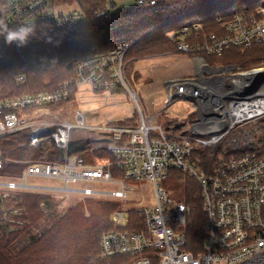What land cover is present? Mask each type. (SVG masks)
<instances>
[{
  "label": "built area",
  "instance_id": "1",
  "mask_svg": "<svg viewBox=\"0 0 264 264\" xmlns=\"http://www.w3.org/2000/svg\"><path fill=\"white\" fill-rule=\"evenodd\" d=\"M160 1L163 0H137L136 3L153 5ZM52 2L9 0L11 10L6 20L21 28H36L43 34L45 31L53 33L67 26L78 25L86 19L78 8L57 11L52 7ZM114 7V0H109L106 9L98 15ZM217 21L221 34L209 33L202 25L195 24L193 27L183 25L169 30L166 35L182 53L205 52L221 56L231 48L245 51L255 44H264V5L244 8L229 19L219 17ZM43 38L48 40L47 35ZM131 45L119 43L107 55L75 61L78 78L59 90L0 101V170L8 161L23 162L28 163L24 175L20 177L24 180L34 176L56 179L65 184L73 181L118 183L120 189L111 192L90 188L81 190L86 195L116 200L128 199L127 192L132 190L128 184L130 182L153 183L155 207L133 209L140 214L145 229H127L130 210H115L111 215L113 229L106 231L101 238L102 258L130 256V264H264V138L255 136L264 133V126L256 134L246 130L243 135H236L227 141L232 148L241 152L238 155L223 156L220 153L227 150L224 146L215 164L213 161L205 166L197 154L223 146V142L238 126L264 115V108L250 115L246 110V106L264 103V73L247 79L243 76L248 71H240L232 66H213L211 70L228 72V75L178 78L167 83L170 91L167 102L174 97L186 98L198 105L201 116V119L187 120L177 128L180 134L170 133L154 118H146L143 112L132 126L111 125L104 121L89 124L81 112H77L73 120L42 117L43 109L48 105L70 98L73 85L78 89L90 85L95 91L105 90L108 93L117 86L124 87L136 101L137 94L129 86L124 62L125 53ZM235 77L239 79L238 82ZM222 122H226L223 130L212 131ZM79 130L95 136L94 140H90L94 148H104L101 142L106 140L105 148L113 160L99 156L97 163H89L85 157L74 153L72 143L74 134ZM11 135H27L30 146H54L61 152L62 158L60 161L33 160L32 156L11 158L6 155L2 143ZM114 166L121 171V177L113 176ZM171 171L194 179L201 188L206 222L202 248L198 253L187 249L184 230L192 207L185 200L170 197L164 186ZM0 187L12 190L47 188L28 185L26 181L23 184L0 182ZM146 188L143 186L142 189ZM7 194L2 192L0 198H5Z\"/></svg>",
  "mask_w": 264,
  "mask_h": 264
},
{
  "label": "trees",
  "instance_id": "2",
  "mask_svg": "<svg viewBox=\"0 0 264 264\" xmlns=\"http://www.w3.org/2000/svg\"><path fill=\"white\" fill-rule=\"evenodd\" d=\"M220 1L163 0L153 5L136 4L117 10L112 8L99 16L98 13L106 9L109 0H53L52 7L61 4L78 8L86 15V19L78 25L40 34L36 28L25 29L8 23L6 17L11 10L9 0H0V101L59 90L78 78L75 61L81 62L99 55H107L119 43H132L124 56L126 76L130 82L128 67L132 61L147 56L179 52L177 44L166 34L169 30L185 25L186 16L198 14V21L204 30L221 34L218 18L229 19L234 13L245 8ZM244 5L256 8L264 5V0H245ZM21 32L24 33L23 39H8L10 34ZM44 35L48 36L47 41L44 40ZM190 56L205 59L209 66H239L241 70L246 71L257 64H264V44H255L245 51L231 48L221 56L208 55L205 52H195ZM78 91L73 85L69 99L47 107L58 110L67 104H74ZM126 92L124 87L117 86L109 93ZM125 120L130 122L133 118ZM126 121H114L112 124L127 125ZM27 142V135H11L2 140L6 155L11 158L23 159L32 156L33 160L39 161H60L62 158L61 152L54 146L43 148L30 146ZM220 147L222 146L213 151L204 150L197 153L205 166L213 161L215 164L218 154L222 151ZM72 151L83 157L90 152H98L93 150L89 142L78 141L72 143ZM27 166L28 163L8 161L0 170V176L20 178ZM113 170H117L113 172L114 177H121V171L116 166ZM171 174L176 179H184L183 174L178 171H171L169 175ZM193 180H183L184 197L193 209L184 230L187 249L198 253L205 236L206 218L202 211L201 188ZM92 199L79 201L45 232L35 236L30 233L47 216L42 204L51 203V197L36 191H11L5 199L4 209L0 208V264H130V256H100L102 235L113 229L111 214L122 209L121 203ZM2 200L0 198V203ZM87 205L91 207L89 214L85 212ZM15 209H21V212L14 214ZM13 219L15 226L19 225V221L24 223L16 230L9 231L7 228ZM127 229H145L140 214L133 209L129 212ZM26 234L30 235V242L17 250L18 243Z\"/></svg>",
  "mask_w": 264,
  "mask_h": 264
},
{
  "label": "rangeland",
  "instance_id": "3",
  "mask_svg": "<svg viewBox=\"0 0 264 264\" xmlns=\"http://www.w3.org/2000/svg\"><path fill=\"white\" fill-rule=\"evenodd\" d=\"M137 0H114L115 7L112 9H122V8H129L131 6L136 5ZM227 4H235L239 7L244 6L248 8L249 6H245V0H221ZM220 1V2H221ZM251 6V4H250ZM71 7H66L65 5L57 4L55 9L58 10H66ZM244 9V8H243ZM198 14L192 13L190 16L185 17L186 24L190 27H193L195 24H200L198 21ZM225 18V17H224ZM175 29V28H174ZM178 29V28H177ZM191 53H167V54H179L178 56H170V58H165V63H157L152 62L149 66V59L147 57L141 58L132 61L129 64L128 70L130 71V79L131 83L129 84L130 88L133 90L134 93L137 94L136 101L132 98V95L127 91L126 93H119V94H110L108 92H98L93 89L90 85L81 86L78 91L76 101L74 104H67L64 107L53 110L50 107L43 109L44 115L42 117H47L51 120H73L74 115L77 112H81L86 119L87 123L95 124L100 122H108L111 125H119L121 124H112L114 121H126L127 118H133V120L126 121L125 124L131 125L136 124L138 122V118L140 113L143 112L145 117H152L154 121L160 124L164 129L170 130L169 132L172 134H180V130H175L179 128L182 124L186 123L187 120L194 121L193 119H201L200 113L198 112V105L187 100L186 98L177 99L174 97L171 102H167L170 97V91L168 89L167 84H164L166 79L170 78L169 74L172 73V76L179 75L183 71L188 69L189 73H194V76L183 77L179 79H186V78H201L202 76L209 77L215 74L218 76L226 77L228 75L221 70H211L210 68H199V61L207 66V63L201 57H191ZM166 54H159L153 56H160V57H169L165 56ZM185 58H193L192 66H185L177 64V60H181ZM187 56V57H186ZM197 57V58H196ZM168 63V64H167ZM215 66H222V65H215ZM209 67V66H208ZM237 67L240 71L239 66H232ZM264 64H257L253 68L246 70L250 71L255 68H263ZM264 70V69H263ZM243 71V70H242ZM169 72V73H168ZM187 72V73H188ZM233 72V71H232ZM168 73V74H167ZM235 73V72H234ZM127 75V74H126ZM255 75V74H254ZM181 77V76H179ZM244 78L249 79V74H245ZM128 78V77H127ZM236 81L239 80L235 77ZM261 79V77L259 78ZM258 79V80H259ZM173 80V79H172ZM170 80V81H172ZM225 80V79H224ZM169 81V82H170ZM168 82V83H169ZM157 83V84H156ZM262 83L264 84V78H262ZM156 85V86H155ZM260 82L257 83L259 87ZM247 97V96H244ZM63 116H62V115ZM264 116V115H263ZM261 116L259 119L250 120L246 124L238 126L237 129L231 132L229 137L223 142V146L220 148L227 147L226 152L222 151V154L225 157H231L234 155H238L241 152L238 151L236 148H232L230 144L227 142L229 139H233L236 135H243L244 131L251 130L257 133L258 129L264 126V117ZM122 123V122H121ZM264 134V133H263ZM263 134H256V138H264ZM95 136L84 132L83 130H79L74 134V141L78 142H86L88 141L89 144L93 146V149L98 150V152H90L86 155L85 159L89 163H97L98 157L101 156L102 158L112 161L113 157L111 154L107 152V143L106 140L101 142L104 146L94 148V145L90 142V140H94ZM218 147V146H217ZM117 170H113L115 172ZM184 176L183 180L191 179L192 178ZM118 177V176H117ZM182 179L177 177V179L171 174L169 175V179L165 182L164 186L166 190L169 192L170 197L173 199L182 201L186 200L184 197L185 187ZM14 181L16 184H23L25 181L28 185H40V186H49V187H56L52 189L42 190L41 192L51 197V203H44V209L46 211L47 216L39 223L37 227L30 233L32 235H40L45 230H47L53 222L57 221L65 212L78 203L79 201H87L93 200L92 198L96 199H105L110 201H119L121 203V208L124 210H145L151 209L156 205L155 199V191L153 183L149 181H142L138 183H128L132 190L127 192L128 199H111L110 197H103L99 195H86L81 190L86 188L93 189L94 191L100 192H111L120 189V184L114 182H102V181H73L65 182L51 179V178H43V177H34L29 176L26 180L23 178H10L5 176H0V182H8ZM195 181V180H193ZM179 184V185H178ZM181 184V185H180ZM143 186L147 188L143 190ZM67 187L68 189H65ZM59 188H63L60 190ZM15 191L17 189H14ZM26 190V189H24ZM0 194L8 193L5 198L2 200V204L0 203V208L4 209L5 207V199L10 195L12 189L0 187ZM29 191H36V190H29ZM40 192V191H36ZM40 192V193H41ZM46 192V193H45ZM91 211L90 206H85V212L89 214ZM21 212V209H15L14 214H18ZM112 215V214H111ZM19 225L17 226L14 224V219L11 220V224L8 226L7 230H16L19 226H22L24 223L23 221L18 222ZM30 242V235L26 234L21 241L17 245V250Z\"/></svg>",
  "mask_w": 264,
  "mask_h": 264
},
{
  "label": "crops",
  "instance_id": "4",
  "mask_svg": "<svg viewBox=\"0 0 264 264\" xmlns=\"http://www.w3.org/2000/svg\"><path fill=\"white\" fill-rule=\"evenodd\" d=\"M179 55V54H178ZM177 54H166L165 56H169V57H160V56H150V57H148V59H149V63H148V66L152 63V62H157L158 64L159 63H165V61H166V59L165 58H170V56H172V57H174V56H178ZM183 57V56H182ZM187 57V56H186ZM184 59H181V60H177V64H179V65H185V66H192V61H193V58H185V57H183ZM197 58V57H196ZM141 60V59H140ZM199 63V62H198ZM168 64V63H167ZM199 65V68H200V64H198ZM188 72V69L187 70H185V71H183L181 74H179V75H174V76H172V73H170L169 75V77L170 78H168V79H166V81H164V84L166 85L170 80H174V79H178V78H183V77H189V76H194V73H187ZM169 73V72H168ZM167 73V74H168ZM179 76H181V77H179ZM35 186H40V185H35ZM43 187H49V186H43ZM44 189V190H48V189ZM50 188H56V187H50ZM19 190H21V189H17L16 191H19ZM13 191H15V190H13ZM36 191H42V190H36ZM46 193V192H45ZM44 205V204H43Z\"/></svg>",
  "mask_w": 264,
  "mask_h": 264
},
{
  "label": "bare ground",
  "instance_id": "5",
  "mask_svg": "<svg viewBox=\"0 0 264 264\" xmlns=\"http://www.w3.org/2000/svg\"><path fill=\"white\" fill-rule=\"evenodd\" d=\"M199 64H200V67H204V68H207V66L206 65H204L203 63H201L200 61H199ZM256 73V74H255ZM255 75L253 74H250L249 75V79L250 78H253V77H255L256 75L257 76H259V75H261L262 73H264V70H256L255 71ZM248 79V78H247ZM236 81V80H235ZM239 80H237L236 82H238ZM157 84V83H156ZM156 86V85H155ZM264 108V103H262V102H257V104H254L253 106H246V110H247V114L248 115H250V114H253V113H258L261 109H263ZM106 123H108V122H106ZM109 124V123H108ZM133 124H131V125H122V126H132ZM117 126H119V125H117ZM113 172V171H112Z\"/></svg>",
  "mask_w": 264,
  "mask_h": 264
},
{
  "label": "water",
  "instance_id": "6",
  "mask_svg": "<svg viewBox=\"0 0 264 264\" xmlns=\"http://www.w3.org/2000/svg\"><path fill=\"white\" fill-rule=\"evenodd\" d=\"M210 69H212L213 68V66H210L209 67ZM256 70H250V71H248V73H254ZM258 71V70H257ZM226 127V122H222V123H220V124H218L217 126H216V128H214L212 131H220V130H223L224 128Z\"/></svg>",
  "mask_w": 264,
  "mask_h": 264
},
{
  "label": "clouds",
  "instance_id": "7",
  "mask_svg": "<svg viewBox=\"0 0 264 264\" xmlns=\"http://www.w3.org/2000/svg\"><path fill=\"white\" fill-rule=\"evenodd\" d=\"M20 38V39H23L24 38V33L21 32V33H12L8 36V39L11 41V40H14L16 38Z\"/></svg>",
  "mask_w": 264,
  "mask_h": 264
},
{
  "label": "flooded vegetation",
  "instance_id": "8",
  "mask_svg": "<svg viewBox=\"0 0 264 264\" xmlns=\"http://www.w3.org/2000/svg\"><path fill=\"white\" fill-rule=\"evenodd\" d=\"M254 73H255V72H254ZM254 73H248V74H249V75H250V74H252V75H253ZM255 74H256V73H255Z\"/></svg>",
  "mask_w": 264,
  "mask_h": 264
}]
</instances>
